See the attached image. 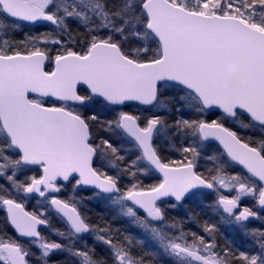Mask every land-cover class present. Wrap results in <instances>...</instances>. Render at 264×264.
<instances>
[{
  "label": "snow or ice",
  "instance_id": "obj_1",
  "mask_svg": "<svg viewBox=\"0 0 264 264\" xmlns=\"http://www.w3.org/2000/svg\"><path fill=\"white\" fill-rule=\"evenodd\" d=\"M0 213V264H264V0H0Z\"/></svg>",
  "mask_w": 264,
  "mask_h": 264
},
{
  "label": "trees",
  "instance_id": "obj_2",
  "mask_svg": "<svg viewBox=\"0 0 264 264\" xmlns=\"http://www.w3.org/2000/svg\"><path fill=\"white\" fill-rule=\"evenodd\" d=\"M50 69H51V65H50V64H49V65H46V70H50ZM162 155H163L166 159H180L179 154H178L177 152H175V151H170V150L167 148V146H165V147L163 148V150H162ZM202 163H203V162H202ZM209 166H210V165H209ZM199 170L202 171L203 168H201V169H199ZM155 181H156V178H155V177H153V178H146V179L144 180V183H145V185H148V184L154 183ZM70 191H71V188H70V186H69V190L66 191V192H64V193H62V195L67 196V195H69ZM90 194H92L90 190L80 191V192L77 193V195H78V196H81V197H87V196L90 195ZM210 202H211V196L208 197V199H207V201H205V203H210ZM34 204H35V200H33V201L27 203V204H26L27 209H28L29 211H32V210H33V205H34ZM85 205H86V209H87V211H88V214L92 217L93 220H96V219L98 218V215H100V214H104V215H106V218H107V219H111V215L105 213V207H104L103 204H101V203H99V204H98V203H91V204H90L89 201L87 200V201H85ZM188 208L192 210L193 206L190 205ZM197 211H199V209H197ZM2 215H3V214L0 213V216H2ZM113 226H114V227H121V226H122V222H120V221H115V222H113ZM186 227H190V228H192V229H195V228H196L195 225H186ZM10 231H11V230H10ZM196 231H199V229L196 228ZM221 232L223 233V235H221V236L218 237V241H219L221 244H223V243H224V237L226 236V233H227V232H225V229H224L223 226H221ZM228 239H231V236L228 237ZM232 239H233V238H232ZM239 242H240V241H239ZM98 250H99V249H98Z\"/></svg>",
  "mask_w": 264,
  "mask_h": 264
},
{
  "label": "rangeland",
  "instance_id": "obj_3",
  "mask_svg": "<svg viewBox=\"0 0 264 264\" xmlns=\"http://www.w3.org/2000/svg\"><path fill=\"white\" fill-rule=\"evenodd\" d=\"M227 194V193H226ZM92 194H90V195H88L87 197H89V196H91ZM213 199V197H211V200ZM89 201V203L91 204V203H98V202H96V201H94V200H88ZM244 203H248V201L247 200H245L244 201ZM99 204V203H98ZM190 206V205H189ZM178 211V213H185V210L184 209H181V211L180 210H177ZM170 214H173V210H170L169 211V215ZM253 224L255 225V226H259L260 225V222L259 221H254L253 222ZM225 229V228H224ZM193 230H196V228L195 229H193ZM225 232H227L226 233V236L227 237H230V235H233V233H231L230 232V230H228V229H225ZM241 239H243V237H241V236H239L238 234L237 235H233L232 237H231V239L233 238V239H236L237 240V242H239L240 241V238ZM89 243H91V240L89 241Z\"/></svg>",
  "mask_w": 264,
  "mask_h": 264
},
{
  "label": "flooded vegetation",
  "instance_id": "obj_4",
  "mask_svg": "<svg viewBox=\"0 0 264 264\" xmlns=\"http://www.w3.org/2000/svg\"><path fill=\"white\" fill-rule=\"evenodd\" d=\"M177 210H180V211H181V209H175V210H173V214H172V215H174V216L177 217V218H180V217H182V216L185 215V213H184V214H182V213H178Z\"/></svg>",
  "mask_w": 264,
  "mask_h": 264
},
{
  "label": "bare ground",
  "instance_id": "obj_5",
  "mask_svg": "<svg viewBox=\"0 0 264 264\" xmlns=\"http://www.w3.org/2000/svg\"><path fill=\"white\" fill-rule=\"evenodd\" d=\"M170 216H174V215L170 214Z\"/></svg>",
  "mask_w": 264,
  "mask_h": 264
}]
</instances>
